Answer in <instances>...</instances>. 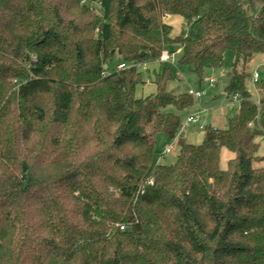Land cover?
I'll return each instance as SVG.
<instances>
[{"label":"trees","instance_id":"obj_1","mask_svg":"<svg viewBox=\"0 0 264 264\" xmlns=\"http://www.w3.org/2000/svg\"><path fill=\"white\" fill-rule=\"evenodd\" d=\"M166 48L201 80L235 53L239 110L201 144L183 136L195 99L169 88L173 66L142 97L149 68H117ZM258 54L264 0H0V264H264ZM159 132L173 164L155 161Z\"/></svg>","mask_w":264,"mask_h":264},{"label":"rangeland","instance_id":"obj_2","mask_svg":"<svg viewBox=\"0 0 264 264\" xmlns=\"http://www.w3.org/2000/svg\"><path fill=\"white\" fill-rule=\"evenodd\" d=\"M93 5L100 10L98 4ZM169 20L174 26V34L188 33L189 29L187 25L184 24L185 22L181 17H171ZM178 58L179 55H177V61ZM234 59V51H229L225 57L224 64L221 67L206 69L202 80L199 74L192 69L191 65L184 64L179 65L178 68L173 67L175 77L180 70L184 79L182 81L177 79L171 81L169 84L170 89H175V91L178 92H189V89L192 88L195 91L202 92V96L198 102L195 101V104L192 107L180 112L184 121L182 132H184L183 135L188 142L192 144H201L204 140L205 130L201 129L198 124L186 123L187 116L191 114H199L201 125L211 126L215 123L218 126L226 127L228 126L229 118L236 114V109L239 107L238 103H236L237 106L233 110H226L225 108L226 103L234 101V95H228L226 91L227 85L230 82L229 73L232 71ZM119 61L120 57L117 55L112 64L116 65ZM262 64H264V54L256 55L250 63L252 68H258ZM144 65L146 67L145 70L148 68L149 70L146 72L148 76L147 83L139 86L137 89V95L140 97L148 96L156 91V85L154 84L153 79L155 71L159 67V62H145ZM210 79L215 80L214 86H210ZM170 108L173 109V107ZM258 140L261 142L260 152L264 155V136L259 137ZM170 145H173V150L164 155L163 153L166 147ZM156 149L155 161L157 163L173 164L177 161L180 146L177 142L170 140V138L162 132L156 134ZM234 156L235 154L233 152L226 147H223L221 153V168L226 169L228 167V161ZM261 164L264 165V162Z\"/></svg>","mask_w":264,"mask_h":264},{"label":"built area","instance_id":"obj_3","mask_svg":"<svg viewBox=\"0 0 264 264\" xmlns=\"http://www.w3.org/2000/svg\"><path fill=\"white\" fill-rule=\"evenodd\" d=\"M180 52H181V49L176 50V51H171L169 49H165V50H163V52H162L160 58L157 60V62H159V65L160 64L161 65L162 64H168V65H171L173 67H177L178 68L179 64H178V61H177V55H179ZM129 66H136V67H138L141 70H145V68H146L144 63L127 64V63H124V62L119 63L117 65V68L118 69H125V68H127ZM176 77H177V80H179V81H182L184 79V76L180 72V70L178 71ZM260 78H261V71H260L259 68H256L254 70V72H253V77H252L253 83L256 84L259 81ZM209 82H210L211 86H214V82H215L214 79H210ZM189 93L194 96V99H195L196 102H198V100L202 96V92L195 91L192 88L189 89ZM241 100H242V97H241V95L239 93L234 95V102L235 103H238V105H239ZM257 103L259 104V102H257ZM205 110H207V109H205ZM186 123L198 124L199 127L201 129H203V130L206 129V127H207V126H204V125L200 124V116H199V114L198 115H194V114L189 115L187 117V119H186ZM214 129H216V128L214 127ZM173 148H174L173 145H170V146L166 147V149H165L163 154L166 155L167 153L171 152L173 150ZM121 228L124 229V226H122Z\"/></svg>","mask_w":264,"mask_h":264},{"label":"crops","instance_id":"obj_4","mask_svg":"<svg viewBox=\"0 0 264 264\" xmlns=\"http://www.w3.org/2000/svg\"><path fill=\"white\" fill-rule=\"evenodd\" d=\"M211 86V85H210ZM236 103L234 101L226 103V110H233L236 107ZM239 107L236 109V113L238 112ZM213 126H218L217 124L213 123ZM184 133V132H183ZM184 136V135H183ZM185 137V136H184ZM168 147V146H167Z\"/></svg>","mask_w":264,"mask_h":264}]
</instances>
